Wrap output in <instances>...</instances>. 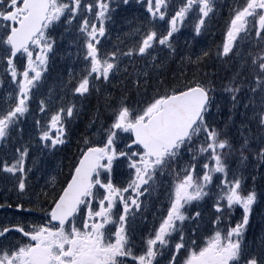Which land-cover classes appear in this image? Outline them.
Wrapping results in <instances>:
<instances>
[{
  "label": "snow or ice",
  "instance_id": "6c2138e0",
  "mask_svg": "<svg viewBox=\"0 0 264 264\" xmlns=\"http://www.w3.org/2000/svg\"><path fill=\"white\" fill-rule=\"evenodd\" d=\"M218 7L0 0V148L12 149L0 173L15 196L0 203V264H264V235L247 239L264 205V0H236L222 42L197 49ZM118 18L128 31L111 43ZM65 40L80 67L53 97ZM212 60L229 66L226 82L204 78ZM93 95L104 111L68 174L33 184V153L55 158Z\"/></svg>",
  "mask_w": 264,
  "mask_h": 264
},
{
  "label": "rangeland",
  "instance_id": "374dc122",
  "mask_svg": "<svg viewBox=\"0 0 264 264\" xmlns=\"http://www.w3.org/2000/svg\"><path fill=\"white\" fill-rule=\"evenodd\" d=\"M123 14L125 15L124 17H127V20L133 19V14L132 13L125 12ZM139 15H140L139 13H136V16L137 17H139ZM127 20H120V18H118V23L116 24L115 30H114V32L112 34V41H111V43H118L119 42L117 40V34H119L120 37L123 39L125 33L128 31V23H127ZM195 47H196V45H195ZM71 51H72V49H70V45H69V43H67L66 44V55H67L68 52H71ZM67 56L70 57V58L72 57V56H69V55H67ZM72 61H73V57L71 58V61L68 62L69 64L67 66L73 65L74 62H72ZM57 65L59 66V64L56 63L55 64V68L58 67ZM175 68H176V65H175ZM69 71L74 72V69H67L66 70V74L65 73H64V75L58 74L56 77L54 76V77H52V79H49L50 88L53 89V90H55V91L58 90V88L61 89L62 83L63 82H66L69 79ZM222 104H227L226 96L224 98H222ZM223 111H225V113H226V109L225 108H223ZM30 135H33V134H29V133L26 134L25 140H26V138L28 139V137ZM33 144H35V140L34 139H33ZM33 158L36 159V164L38 163V169H39L38 170L37 167L34 168L33 174L30 176V179H31V181H32L33 184L43 185L44 179H45L44 174H43V170L51 169L53 167L59 166L64 171V167L65 166L64 165L62 166V164H60V165L58 164V159L59 158L57 156L55 158L46 157L43 153H40V152L36 151V152L33 153ZM61 176H62V174H61ZM6 180H7V182L5 183ZM10 182H11V180H10V178L6 174H3L1 176L0 186L4 185L2 187H5L3 190L5 192L6 198H8L9 195L12 196L11 199L9 200V202L15 200V196L12 193L6 191V189H10L12 187V184ZM0 213H3V210L2 209H0ZM10 214L11 213L9 212V215ZM263 234H264V231H263Z\"/></svg>",
  "mask_w": 264,
  "mask_h": 264
},
{
  "label": "trees",
  "instance_id": "16d2710c",
  "mask_svg": "<svg viewBox=\"0 0 264 264\" xmlns=\"http://www.w3.org/2000/svg\"><path fill=\"white\" fill-rule=\"evenodd\" d=\"M138 63H142V62H139ZM175 66V65H174ZM208 68L205 67L203 69V72H210V80H213L216 84H220V83H223V82H226V78L229 76V66H226L224 65L223 63L221 62H218V61H215V60H212V61H209L208 62ZM214 67V68H211V67ZM212 71L215 72V74L213 75L212 74ZM205 78V77H204ZM152 83H155V80L152 81ZM118 85H120V87H123L122 84H120V82L118 81L117 83ZM226 96V94H225ZM93 98L91 99L92 101H95V102H91L93 104H91L89 106V108L94 105L91 110L89 108H86L87 110L89 109V112L92 111V114L90 117H94L95 116V112H97L98 110L101 111V106L100 104H102L104 101V97L102 95H93L92 96ZM85 109V108H84ZM85 113L83 112L82 113V116L84 117ZM30 123V122H29ZM30 130V131H29ZM33 134L31 132V129L30 127H25V137H26V134ZM74 132H72L73 134ZM71 137V135H70ZM84 134L82 133V139L84 138ZM27 140V138H26ZM77 141L79 142V138H77ZM15 143V141H14ZM76 141L74 140L72 142V139H71V143L69 144L70 146H66L65 149H66V153L64 154L63 153V156L66 157V161L69 162V164L71 165V163L74 161V159L77 157L78 155V149L77 148V145H76ZM12 149H11V145H9V147L7 149L5 148H0V158H6L8 155H10ZM36 167L38 169V163L36 164ZM34 170V169H33ZM39 170V169H38ZM4 173H0V180H1V176L3 175ZM7 182V180L5 181V183ZM12 184V182H10ZM5 187H0V202L2 201V197L5 196V192H3V189ZM11 195L8 196V198L11 199Z\"/></svg>",
  "mask_w": 264,
  "mask_h": 264
},
{
  "label": "bare ground",
  "instance_id": "6f19581e",
  "mask_svg": "<svg viewBox=\"0 0 264 264\" xmlns=\"http://www.w3.org/2000/svg\"><path fill=\"white\" fill-rule=\"evenodd\" d=\"M174 65L175 64L169 65V68H168L169 72H175L176 71V68ZM211 68H214V67L212 66ZM212 74L214 75L215 72L212 71ZM84 113H85L84 119L83 120L78 119L72 126V132H74L73 135H74L75 140L79 137L80 133L81 134L83 133L84 135H86L89 132L88 126L83 127V125H84L85 121L91 116L92 111H90V112L87 111ZM72 132H71V135H72ZM263 231H264V222H262V219H261L259 221L258 225L252 229V233L261 237L262 235H264Z\"/></svg>",
  "mask_w": 264,
  "mask_h": 264
},
{
  "label": "flooded vegetation",
  "instance_id": "af4514ba",
  "mask_svg": "<svg viewBox=\"0 0 264 264\" xmlns=\"http://www.w3.org/2000/svg\"><path fill=\"white\" fill-rule=\"evenodd\" d=\"M218 5L224 4L228 8V12L222 15L223 20L227 21L228 20V15H229V10L230 8L236 3V0H217ZM226 24H218V23H211L208 25L209 29H225ZM206 36L208 35L207 33L205 34ZM208 37V36H207ZM152 212V209H149V214Z\"/></svg>",
  "mask_w": 264,
  "mask_h": 264
}]
</instances>
